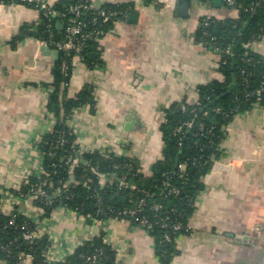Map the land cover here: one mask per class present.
Returning <instances> with one entry per match:
<instances>
[{
    "label": "crops",
    "instance_id": "obj_1",
    "mask_svg": "<svg viewBox=\"0 0 264 264\" xmlns=\"http://www.w3.org/2000/svg\"><path fill=\"white\" fill-rule=\"evenodd\" d=\"M190 1L184 17L179 0H92L95 8L128 5L131 11L97 44L101 67L73 59L67 97L91 86L95 99L93 108L74 111L68 121L79 149L133 158L150 175L162 157L165 111L182 101L195 105L199 86L223 79L219 57L196 34L202 20L236 13L225 0ZM42 24L34 8L0 4V184L9 189L42 171L38 144L52 128L48 86L60 54L55 59L36 36ZM256 51L264 57V39ZM226 132L221 165L204 178L206 189L189 220L191 234L179 238L170 264H264V107L236 116ZM26 206L40 235L56 243L60 262L104 235L124 264H161L153 238L127 221L100 223L66 208L45 217L34 200Z\"/></svg>",
    "mask_w": 264,
    "mask_h": 264
},
{
    "label": "trees",
    "instance_id": "obj_2",
    "mask_svg": "<svg viewBox=\"0 0 264 264\" xmlns=\"http://www.w3.org/2000/svg\"><path fill=\"white\" fill-rule=\"evenodd\" d=\"M91 2L58 0L53 9L59 16L50 21L43 18L36 36L44 42L65 40L66 28L75 18L70 12L73 6L88 7L81 8L82 15L75 19L86 25L84 33H99L101 38L114 21L125 19L131 11L128 5L95 8ZM0 4L12 3L0 0ZM226 6L236 17L202 20L196 34V41L219 57L218 70L223 79L199 86L195 105L182 101L165 111L160 126L162 157L153 165L150 175L141 172L138 160L111 151L85 153L76 166L68 162L79 150L68 121L74 111L85 106L93 108L95 99L91 86L73 98L67 97L74 58L61 53L53 83L48 86L47 111L55 117L54 130L38 144L43 154L42 172L22 184L20 194L24 200H34L45 217L58 208H66L91 221L125 220L148 232L159 262L170 264L178 254L179 238L191 234L189 220L206 189L204 178L211 172L213 160L223 156L226 128L236 116L249 113L256 106L264 107V57L256 51V45L264 39V0H234L232 6ZM100 10L123 12V15L104 23L98 16ZM248 22V28L241 33ZM247 45L251 46L247 48ZM82 56L90 69L102 66L94 40L85 42ZM233 82L235 89L227 93ZM102 180H106L105 186L100 184ZM37 187L46 196L32 194ZM176 226L180 229L176 230ZM34 228L27 216L18 212L6 216L0 212V245L8 246L11 251L8 254L0 249V259L7 264H18V254L26 251L34 255L36 264H47L49 238L42 236L31 245L21 238L24 232ZM92 257H97L96 262L89 260ZM116 259V251L102 235L86 242L58 264H116Z\"/></svg>",
    "mask_w": 264,
    "mask_h": 264
},
{
    "label": "built area",
    "instance_id": "obj_3",
    "mask_svg": "<svg viewBox=\"0 0 264 264\" xmlns=\"http://www.w3.org/2000/svg\"><path fill=\"white\" fill-rule=\"evenodd\" d=\"M10 1L12 4H21V5L34 8L35 10H38L39 12H41L43 18H45L48 21L59 16V13H57L53 9L54 5H52L48 0H10ZM154 1L168 5L173 0H154ZM225 3L228 6H232L234 4V0H225ZM81 8L86 9V10L88 9L87 6H84V7L73 6L71 7L70 12L74 14L75 18H79L82 15L80 12ZM121 15H123V12H107L106 10H100L98 14V16L102 19L104 23L110 22L112 20H116ZM75 18L71 19L70 24L66 28L65 40L63 41L50 40L44 43H45V46L49 48L50 50L57 51L59 52V54L64 53L67 56L73 55L74 59L78 58L79 60L83 62L84 57L82 56V53L85 48V42L87 40H94L98 44L101 42L102 38L100 37L99 33H90V34L84 33L83 29L86 27V25L83 24L82 22L78 23ZM117 21L119 20L114 21V23ZM47 28L50 29L51 25H48ZM250 46L251 45H247L246 47L249 48ZM64 70H67V66L65 65H64ZM47 116L52 122V128L49 131V133H52L54 130L55 117L49 112H47ZM62 143H64V141H62ZM96 150H99V149H95V148L79 149L78 152L76 153V156L71 157L68 162H70L72 166H76L79 163L80 158L83 154L88 153V152H93ZM99 151H101L102 153L108 152L105 150H99ZM41 157L43 159L42 153H41ZM219 165H221L220 160H213L212 169L213 168L215 169ZM30 176L22 180L21 184L19 186H16L13 189H9L6 186H4V184H0V212L6 216H11L13 213L18 212L24 216H27L33 222V225L35 226L34 229L27 230L21 235L22 240H24L29 245L33 244L36 240H39L42 237L40 235L39 226L37 222L33 220V215L29 211L28 207L26 206V200H24V196L20 194V188L22 184L26 182ZM100 184L102 186H105L106 180H102ZM32 194L39 195L41 197L46 196V192L42 188H39V187L32 190ZM97 222L102 223L101 221H97ZM11 224H14V220H12ZM175 229L179 230L180 226H176ZM49 242H50V247L45 253V262L47 264H58L60 263L58 259V254H57L58 247L51 238H49ZM0 249L3 252L11 254V251L9 250L8 246L0 245ZM89 260H91L92 262H96L97 257L89 258ZM0 264H7V262L5 260L0 259ZM18 264H36L35 257L32 253L21 251L18 254ZM116 264H124L123 262H121V259H119L118 254H117Z\"/></svg>",
    "mask_w": 264,
    "mask_h": 264
},
{
    "label": "water",
    "instance_id": "obj_4",
    "mask_svg": "<svg viewBox=\"0 0 264 264\" xmlns=\"http://www.w3.org/2000/svg\"><path fill=\"white\" fill-rule=\"evenodd\" d=\"M190 5H191V1L190 0H179V8H178V10L180 11V15L181 16L186 17L188 15L189 9H190ZM131 18H135L136 19L137 18L136 13L132 14ZM249 23L250 22H248L246 24L245 28L242 30L241 33H244L246 31V29L249 26ZM233 51H234V48H231L230 54H233ZM48 53L52 54L55 59L59 56V52H57V51H52V52L49 51ZM235 86H236V84H235V82H233V84L230 86V88H229L227 93H230L231 91H233L235 89Z\"/></svg>",
    "mask_w": 264,
    "mask_h": 264
}]
</instances>
